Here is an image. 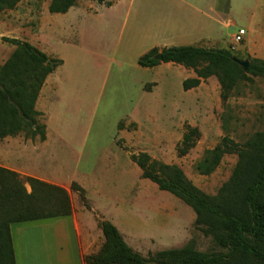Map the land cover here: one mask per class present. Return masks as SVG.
<instances>
[{"label": "rangeland", "instance_id": "obj_1", "mask_svg": "<svg viewBox=\"0 0 264 264\" xmlns=\"http://www.w3.org/2000/svg\"><path fill=\"white\" fill-rule=\"evenodd\" d=\"M107 1L112 6L77 0L75 10L56 14L50 12L52 0H22L16 9L0 12V71L17 50L2 37L29 42L63 61L48 77L36 104L47 140L25 133L0 138V166L69 192L73 214L67 219L68 233L78 260L86 242L92 250L101 248L103 221L114 223L151 264L170 249L226 252L204 234L192 207L143 177L132 155L147 153L178 166L198 188L217 196L231 179L239 155L225 154L208 175L198 165L225 137L244 145L264 133V77L242 81L228 100L222 97L217 76L200 78L198 87L186 90L184 82L198 78L193 69L165 62L146 68L139 59L160 33L173 37L177 47L186 44L179 35L186 34L183 17L192 10L178 0H137L131 9L128 0ZM217 7L233 24L222 27L221 43L208 48L231 51L238 64L264 60V0H217ZM159 14L168 28L151 26ZM242 28L247 34L237 43L234 36ZM189 128H197L200 137L183 154ZM74 182L85 197L72 190ZM26 187L31 191L28 183ZM23 225H12L15 241ZM46 230L30 229L22 235Z\"/></svg>", "mask_w": 264, "mask_h": 264}, {"label": "trees", "instance_id": "obj_2", "mask_svg": "<svg viewBox=\"0 0 264 264\" xmlns=\"http://www.w3.org/2000/svg\"><path fill=\"white\" fill-rule=\"evenodd\" d=\"M21 1L0 0V12L16 9ZM97 1L112 6L107 0ZM76 4L77 0H52L50 12L66 14ZM2 40L17 46V50L0 71V138L25 133L27 137L39 136L46 141L47 126L40 123L41 113L36 110V104L48 77L63 61L51 59L29 42L9 37ZM159 54L163 56L162 61L156 59ZM162 62L179 64L196 72L197 79L184 82L186 90L198 87L200 78L217 76L224 100H228L242 81L264 77V60H250L246 72L227 49L154 48L139 59L140 66L146 68ZM199 137L197 128H189L181 152H188ZM230 153L238 154L239 162L217 196L198 188L178 166L155 160L147 153L132 155L143 177L192 207L204 234L226 249L212 255L189 247L170 249L158 255L156 264H264V133L255 134L244 145L225 137L207 152L198 170L211 174L223 156ZM71 188L85 197V190L78 183L74 182ZM72 214L70 194L65 188L33 177L24 178L0 166V264H17L12 225L70 219ZM100 226L105 242L97 253L84 256L86 264H151L134 251L114 223L103 221Z\"/></svg>", "mask_w": 264, "mask_h": 264}, {"label": "crops", "instance_id": "obj_3", "mask_svg": "<svg viewBox=\"0 0 264 264\" xmlns=\"http://www.w3.org/2000/svg\"><path fill=\"white\" fill-rule=\"evenodd\" d=\"M136 1L137 0H128L130 9L133 8ZM178 1L181 2V5L184 8L192 10L191 12H188L189 14L187 13L183 17L182 25L187 31L186 34H180L179 36L187 42L181 46L208 48L221 43L223 39V31L221 28L231 27L233 21L231 18L227 17L229 14H227L225 10L224 13H222L223 11L221 12L218 10L217 0H196L195 4L190 0ZM118 2L121 3L122 0H118ZM71 9L75 10L74 8ZM168 25V22L165 21L162 14L156 16V22L151 24L154 29L160 30L165 27L168 28ZM172 38L160 33L154 39L150 46V50L154 48L162 50L164 48L177 47L175 44L178 42H174L171 40ZM191 71L192 70H189L190 74ZM47 224L48 225H28V227L24 224V227L20 228L21 231L18 234V240L16 241L13 231L14 227H12L17 264H86L84 256L95 254L100 250H92L94 246H90V241H88L85 245H82V255L80 256V260H78L76 257L74 240L71 234L68 233V229L70 230L68 220L59 219L54 223ZM30 229L39 231L41 229H47L46 231L48 233L35 235L27 233L29 236L23 238L22 234ZM20 236L24 240H22ZM103 242H105L104 234Z\"/></svg>", "mask_w": 264, "mask_h": 264}, {"label": "built area", "instance_id": "obj_4", "mask_svg": "<svg viewBox=\"0 0 264 264\" xmlns=\"http://www.w3.org/2000/svg\"><path fill=\"white\" fill-rule=\"evenodd\" d=\"M247 32L245 29H240L234 36V39L237 43H240L244 40L245 36H246Z\"/></svg>", "mask_w": 264, "mask_h": 264}, {"label": "water", "instance_id": "obj_5", "mask_svg": "<svg viewBox=\"0 0 264 264\" xmlns=\"http://www.w3.org/2000/svg\"><path fill=\"white\" fill-rule=\"evenodd\" d=\"M157 60H163V56L161 54H159L158 56H156ZM239 64L241 65V67L247 72L248 68H249V62H239ZM158 264H167V263H158Z\"/></svg>", "mask_w": 264, "mask_h": 264}]
</instances>
